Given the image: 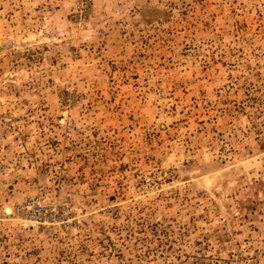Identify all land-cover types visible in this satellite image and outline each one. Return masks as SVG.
I'll return each mask as SVG.
<instances>
[{
    "label": "rangeland",
    "instance_id": "374dc122",
    "mask_svg": "<svg viewBox=\"0 0 264 264\" xmlns=\"http://www.w3.org/2000/svg\"><path fill=\"white\" fill-rule=\"evenodd\" d=\"M0 264H264V0H0Z\"/></svg>",
    "mask_w": 264,
    "mask_h": 264
},
{
    "label": "built area",
    "instance_id": "2783aa9c",
    "mask_svg": "<svg viewBox=\"0 0 264 264\" xmlns=\"http://www.w3.org/2000/svg\"><path fill=\"white\" fill-rule=\"evenodd\" d=\"M36 215H40V210L36 209V212H34L33 217H35Z\"/></svg>",
    "mask_w": 264,
    "mask_h": 264
}]
</instances>
